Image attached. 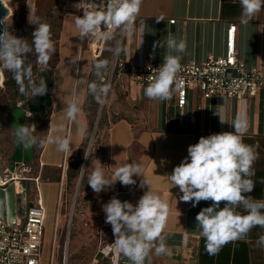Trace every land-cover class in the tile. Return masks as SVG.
Returning <instances> with one entry per match:
<instances>
[{
    "label": "crops",
    "instance_id": "crops-1",
    "mask_svg": "<svg viewBox=\"0 0 264 264\" xmlns=\"http://www.w3.org/2000/svg\"><path fill=\"white\" fill-rule=\"evenodd\" d=\"M27 4V18L32 13L42 20L53 13L52 28H55V19L59 17L56 13L61 15L58 31L51 35L56 47V60L49 67L53 76L52 105L46 116L40 115L47 119L45 132L36 136L45 138L54 134L61 110L71 98L73 90L79 95L81 107L76 120L65 122V130L60 133L71 138L69 152H58L47 142L43 147H34L33 160L40 166L38 174L41 175V192L47 215V206L56 194L62 204L64 185L61 188V183L53 176L63 170V182L66 180L68 167L80 158L87 141L92 128V113L95 109L101 110L102 105L97 104L88 91L91 82H105L103 73L100 78L95 75V62L104 59L112 62L117 56L128 62L144 60L163 63L168 52L165 41L169 33L186 43L185 51L179 53L182 57L180 63L201 61L210 55L220 56L226 51L231 23H237L236 43L240 58L248 68L264 67V8L244 25L240 23V0H142L135 30L129 34L117 30L108 41L104 53L97 58L89 46V37L81 40L74 26L75 17L80 16L79 0H30ZM171 19L176 21L173 23ZM156 41L164 46L154 48ZM110 45L112 52L104 55ZM117 46L123 49L118 55L115 54ZM73 60L76 62L73 63ZM102 111L106 124L101 126L93 167L105 168L113 181L115 169L124 163L135 161L143 168V176H133L136 181L133 185L123 186L116 181L107 203L115 196L122 202L136 205L148 191L147 185L140 186L143 179L150 181L151 189L170 203V215L164 230L167 252L161 256L152 253L151 264H264V247L257 244L259 237L264 235V227H254L244 239L229 242L216 254H209L196 216L212 202L201 201L193 207L192 202L180 201L182 193L168 179L174 168L188 156L190 145L196 144L201 137L234 131L231 124L237 117H242L246 122L243 142L253 146L257 153L253 164L255 174L251 177L254 190L250 195L256 200H264V88L243 99L206 98L199 89H192L185 106L179 107L176 88L171 99L153 100L145 96L144 88L136 82L116 76L110 84ZM216 112L223 115L225 123L220 122ZM90 149L89 146L88 153ZM75 175L76 170L71 177ZM34 197H30V202ZM19 207L23 214L27 208L26 201L20 202ZM237 211L243 213L244 210L238 208ZM60 213L61 208L56 217L58 222ZM108 225L114 242L112 227ZM58 227L55 226V233ZM56 239L58 241V235ZM92 264H131V261L123 255L118 256L114 245L112 257L100 250ZM145 264H148L147 260Z\"/></svg>",
    "mask_w": 264,
    "mask_h": 264
},
{
    "label": "clouds",
    "instance_id": "clouds-1",
    "mask_svg": "<svg viewBox=\"0 0 264 264\" xmlns=\"http://www.w3.org/2000/svg\"><path fill=\"white\" fill-rule=\"evenodd\" d=\"M81 3L85 5L80 8L83 15L74 19L80 39L92 37L111 40L116 30L124 34L135 30L142 0H104L100 5L81 0ZM240 4V23L244 25L264 8V0H240ZM29 23L35 25L31 44L27 39L14 35L7 27L0 31V68L13 74L22 95L34 98L45 95L48 88L44 78L38 82L32 79L31 66L25 63L26 57L34 51L37 61L46 66L55 49L50 25L32 13L29 15ZM140 42L142 45V31ZM165 44L168 52L163 63L144 89L149 99L169 100L175 90L177 74L181 69L182 57L179 53L185 51L186 43L182 39L178 41L169 33ZM157 46L163 47L164 44L156 41L153 47ZM122 50L117 46L115 54L118 55ZM110 68L111 62L107 59L93 64L98 78ZM88 91L98 104L103 105L110 92V83L93 81L88 85ZM80 111V98L73 90L71 98L61 110V118L53 135L38 138L27 125L16 124L13 126L16 145L29 150L37 145L43 147L47 142L58 152H69L71 138L60 133L65 130L64 123L75 121ZM216 114L221 123L226 122L221 113ZM231 126L234 131L201 137L196 144L190 145L188 156L168 176L170 183L182 193L180 201L192 202L193 207L201 201L212 202L211 206L201 209L196 216L200 235L206 241L205 247L209 254H216L229 242L244 239L254 227H264V200H256L250 195L254 190L251 177L255 174L253 164L257 153L253 146L243 142L245 120L237 117ZM134 175L143 176L142 166L135 161L118 166L114 172V181L105 177L102 167H95L89 175L88 185L98 194L116 181L123 186L135 184ZM145 185L148 191L136 205L122 202L115 196L103 205L106 223L111 225L115 237V251L118 256L127 257L131 264H145L146 260L151 264L152 253L161 256L167 252L164 230L170 215V203L151 189L150 181L143 179L140 186ZM238 208H243V213L237 211ZM257 244L264 247V235L259 237Z\"/></svg>",
    "mask_w": 264,
    "mask_h": 264
},
{
    "label": "rangeland",
    "instance_id": "rangeland-1",
    "mask_svg": "<svg viewBox=\"0 0 264 264\" xmlns=\"http://www.w3.org/2000/svg\"><path fill=\"white\" fill-rule=\"evenodd\" d=\"M6 1L9 13L3 18L4 26L14 35L27 39L31 44L35 25L30 24L29 18H27V3L30 0ZM53 15V13H50L42 19L44 23L50 25L51 35H55L60 26L59 17L61 15L56 13L59 17L55 19V28H52V20H54ZM54 49L55 51L51 55L46 66L37 61V56L34 51L27 55L25 63L31 66L32 79L34 81L38 82L40 79V73L44 70L48 71L49 67L56 60L55 46ZM107 50L108 51H106L104 55L112 52L111 45ZM4 73L5 84L4 86H0V173L2 174H4L5 170L9 167L10 153L15 144L14 129L11 124L12 113L18 105L31 99V97L21 94L20 85L13 78L11 72L4 69ZM25 83H27V81H25ZM92 114V128L88 134L87 141L84 143L80 158L68 167L66 180L64 182L62 177L63 170L56 172L53 176L59 180L61 188L64 187V189L62 192V204L56 194L55 198H51V203L47 206L48 215L43 247V264H50L52 256L53 259H55V264H64L66 253L68 254V264H92L100 250H103L108 257H112L114 254L115 244L113 242L109 225L104 219L103 205L107 203L109 196L114 191L115 185L113 184L111 187L98 194L88 185V178L94 169L93 162L98 151L99 133L101 128H103L101 126L106 124L104 111H102L100 122L94 135L96 121L99 114L98 109H95ZM32 124L35 128L33 130L34 134L42 135L46 129L47 119L36 114L32 119H28L26 122V125L30 128H32ZM90 145L92 147L89 154L88 149ZM85 154L88 155L87 158H85ZM85 162V171L81 179V171ZM29 163L33 168L30 172H25L24 175H27L28 177L39 175V163L33 160V158ZM75 170L76 175L71 177ZM103 171L105 177L113 181L111 174L105 170V168H103ZM29 184L33 185V181ZM33 189L34 185L33 188L30 186L28 189V199L34 195ZM22 197V195L19 197L21 203L24 201ZM60 208V222H58V218L56 220V217L57 214H59ZM58 223H60L59 227ZM56 225L58 227V241L56 238L54 239ZM68 236L70 237L71 242L69 241L67 251L66 239ZM53 245L55 247V252H53Z\"/></svg>",
    "mask_w": 264,
    "mask_h": 264
},
{
    "label": "built area",
    "instance_id": "built-area-1",
    "mask_svg": "<svg viewBox=\"0 0 264 264\" xmlns=\"http://www.w3.org/2000/svg\"><path fill=\"white\" fill-rule=\"evenodd\" d=\"M79 1L81 3V0ZM86 2L100 5L104 0H86ZM84 6L83 3L80 4V8ZM82 15L83 10L80 9V16ZM175 21L176 19H171V22ZM237 26V23H231L228 29L226 51L223 55H210L201 61L181 63L175 84L179 107L185 106L188 93L192 89H199L206 98L243 99L246 95H254L259 88H264V67L248 68L239 56L236 43ZM108 41L89 37V46L94 57H100L104 53ZM161 64L144 60L128 62L116 56L111 62L110 70L103 73V80L111 84L116 76H124L145 89ZM32 168L30 163L20 164L15 171L7 168L4 174L0 173L4 177V182L0 185L4 186L10 181H15L17 193L22 195L27 203L26 211L23 214L18 213L13 224H9L5 218L0 216V264H43L47 209L41 192V175L35 177L24 175ZM17 180L20 182L19 185H17ZM31 181L34 183L35 197L30 202L28 189L32 187L29 184ZM23 182H25L24 185ZM57 235L58 228H56L55 238ZM69 241L68 236L67 251ZM53 252H55V247H53ZM67 256L66 253L64 264L68 263ZM50 264H55L53 256Z\"/></svg>",
    "mask_w": 264,
    "mask_h": 264
},
{
    "label": "water",
    "instance_id": "water-1",
    "mask_svg": "<svg viewBox=\"0 0 264 264\" xmlns=\"http://www.w3.org/2000/svg\"><path fill=\"white\" fill-rule=\"evenodd\" d=\"M9 13V9L4 3L3 0H0V31H2L4 26L3 18ZM1 78V77H0ZM28 103V102H26ZM20 104L16 109H14L12 113L11 118V124L12 126L16 124L20 125H26L27 118H29L32 115L31 110H26L23 106ZM104 104L101 106V110L98 114L96 126L94 130V135L96 132V128L99 124L101 112L103 110ZM94 137V136H93ZM92 146L90 145V148ZM34 157V147L32 149H23L16 145L14 147V151L10 157L9 161V169L11 171H15L16 168L20 164H28L31 159ZM85 164L83 168H85ZM82 168L81 171V179L83 177L85 169ZM25 182H23V185ZM20 194L17 193L16 183L15 181H10L4 186L0 185V216L5 218L9 224H13L16 221L18 213H20V207H19V200Z\"/></svg>",
    "mask_w": 264,
    "mask_h": 264
},
{
    "label": "trees",
    "instance_id": "trees-1",
    "mask_svg": "<svg viewBox=\"0 0 264 264\" xmlns=\"http://www.w3.org/2000/svg\"><path fill=\"white\" fill-rule=\"evenodd\" d=\"M39 78L40 79L44 78L46 80L48 91L43 96L35 97V101H34V104L32 106V111L36 112L37 115L46 116L47 111L50 110L51 105H52V99H51V94H52V89H53L52 71L51 70L42 71L40 73Z\"/></svg>",
    "mask_w": 264,
    "mask_h": 264
},
{
    "label": "flooded vegetation",
    "instance_id": "flooded-vegetation-1",
    "mask_svg": "<svg viewBox=\"0 0 264 264\" xmlns=\"http://www.w3.org/2000/svg\"><path fill=\"white\" fill-rule=\"evenodd\" d=\"M34 101H35V97L34 98H31V99H28V100H26L24 103H22V105L21 106H23L26 110H31L32 111V106H33V104H34ZM26 102H28V103H26ZM19 106V105H18ZM17 108V107H16ZM15 108V109H16ZM33 113H32V115L29 117V118H27V120L28 119H32V117H34L35 115H36V112H34V111H32ZM27 122V121H26ZM31 129L32 130H34V127H33V124L31 125ZM10 161V160H9ZM8 166H9V163H8Z\"/></svg>",
    "mask_w": 264,
    "mask_h": 264
},
{
    "label": "bare ground",
    "instance_id": "bare-ground-1",
    "mask_svg": "<svg viewBox=\"0 0 264 264\" xmlns=\"http://www.w3.org/2000/svg\"><path fill=\"white\" fill-rule=\"evenodd\" d=\"M4 3L7 5V1L6 0H3ZM0 86H4L5 84V73H4V69L3 68H0ZM4 182V177L3 175L0 174V183H3ZM19 181L17 180V185H19ZM20 190V188L18 187V191Z\"/></svg>",
    "mask_w": 264,
    "mask_h": 264
}]
</instances>
